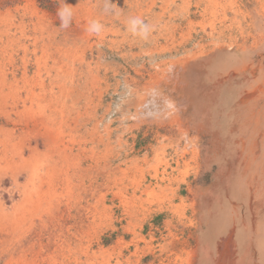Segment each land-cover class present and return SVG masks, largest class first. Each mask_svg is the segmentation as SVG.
Listing matches in <instances>:
<instances>
[{
	"label": "rangeland",
	"instance_id": "obj_1",
	"mask_svg": "<svg viewBox=\"0 0 264 264\" xmlns=\"http://www.w3.org/2000/svg\"><path fill=\"white\" fill-rule=\"evenodd\" d=\"M27 1L0 0V12L19 7L17 18L19 14L24 17V24L18 21L19 24L11 30L12 37L15 35L13 44H7L6 49V38L1 30L3 25L0 23V71L15 68L18 81L22 78V67L25 64V74L29 79H35L37 69L42 67L34 58L41 56L43 47L38 42L37 45L33 44L31 38L34 33L28 23V15L23 11ZM35 1L42 9L56 13L58 0ZM113 1H108L110 12H114L110 7ZM141 1L137 8L126 4L121 6L123 13L127 12L123 15L122 11H118L116 18L124 21L114 24L113 34L103 28L104 31L99 35L88 33L75 45L80 48L91 43L93 55L90 56L87 51L85 57L91 68L95 69H92L95 82L99 81L88 95L89 100L85 99L78 104L82 113L88 104L91 105L90 110L94 108L96 112L93 118L78 129L84 139L80 145L83 148L78 147V143L72 147V142L70 150L74 154L83 149V152L87 151L88 145L90 148L97 140L93 138L102 135L105 145L98 143V151L110 147L112 154H126L124 159L129 161L125 167L131 168L122 183L112 184L107 189L106 217L101 218L103 221L96 218L94 232L91 229V234L99 233L98 244L93 249L105 250L109 264H264V0H221L218 7L210 0H173L172 13L175 16L165 14L160 18L162 12L157 8L154 13L159 18L152 21L146 39L130 31V21L135 16H139L148 25L147 9L152 1ZM163 25L166 28L173 26L168 41L163 38ZM228 44H231L229 49L226 47ZM160 48L163 51L160 52ZM154 49L164 53L157 61L174 62L173 69L167 70V65L163 64L162 72H158L165 79L167 74L171 77V80H166L169 87H163L160 79V88L173 99L174 104L170 107L161 100L156 111L158 118L151 122L150 112L144 111L139 122L127 117L126 84H130L134 77V59H144L146 68L150 62L146 51ZM168 49H171L172 56H168ZM84 83L82 80L81 84ZM28 92L26 88H21L16 101L22 100L19 98L24 101L18 102L16 106L5 96L11 104H4L0 97L3 110L14 119H19L21 124L28 119L21 113L27 108L32 111L36 109ZM183 98L185 106L179 109L178 103ZM129 107L132 109V106ZM29 121L30 137H27L23 127L19 130L23 132L17 136V141L23 137L30 139L36 131L41 133L47 130L43 128L44 120L33 128L34 122L31 119ZM0 122L1 126L5 124L1 116ZM24 133L26 136H23ZM68 138L72 136L63 133L65 145L69 143H66ZM5 154L1 155L0 151V199L5 206L10 207L16 199H20L19 193L12 190L10 178V169L19 158L13 156L14 160L11 161L9 152L5 151ZM113 163L117 164L118 160ZM25 178L24 173L19 174L18 181L22 183ZM118 190L123 193V204L114 196ZM73 193L64 189L56 190L54 202H57L52 212L44 211L41 213L42 218L35 217L31 230H36L43 219L48 220L51 214V222L60 227L61 217L66 216V208L75 201L72 198L76 194ZM41 203L44 204L43 201ZM100 223L104 226L99 227ZM58 226L55 228L64 234L65 227ZM2 234L0 231V238ZM28 245V242H24L20 248L28 249ZM75 246L74 242L70 248ZM20 248H12L11 255L8 251L7 259L9 256L16 258L20 255ZM43 251L37 257V264L45 263L42 262L46 255ZM25 252L26 258L32 259L31 250Z\"/></svg>",
	"mask_w": 264,
	"mask_h": 264
},
{
	"label": "bare ground",
	"instance_id": "obj_2",
	"mask_svg": "<svg viewBox=\"0 0 264 264\" xmlns=\"http://www.w3.org/2000/svg\"><path fill=\"white\" fill-rule=\"evenodd\" d=\"M108 1L109 0H85L84 2H81L80 0H64V3L67 4L66 6L70 8L72 11V22L70 26L66 29L59 26L60 21L57 16V9L60 6H62L59 3V0H58L57 8H55L56 13L42 9L41 7H39V5L36 3L35 0L27 1L25 7L23 8V11H25L26 14L28 15L29 18L28 23L31 24V28L34 33V35H32V38L31 37L29 38L32 39L33 44L37 45L38 42L41 43V46L43 47L42 48L43 53L41 54V56L36 57L34 55L35 56L34 59L36 60V62L41 63L42 67L41 69L39 68L37 69L35 73V79H29V77H27L25 74L27 66L26 64L24 65L22 63L24 66L22 67L23 75L21 74L22 75V78L20 79L21 82L18 81V79H16L15 77L16 76L15 68H13L12 70L9 69V71H0V91H1L0 94H2V96L0 95V97H2L4 104L10 103L8 102L7 99L12 100L11 102L14 104V106H16L18 102H22V100L24 101L23 98H19L22 99L21 101L19 100L16 101L17 100L16 96L18 92L21 90V88L22 89L26 88V91L27 90L29 91L28 92L29 98L33 101L36 107L34 111H32V109L29 110L27 108L26 111L21 113L22 115L27 116L28 118L27 121L21 124L19 123L20 122L19 119H14L10 115V113L3 110L4 107H1L0 104V116L3 117L5 121V124H2V126L0 125L1 126L0 151H1V155L3 154V156L7 155L5 154V151H7V153L9 152V157H10L9 159L11 161L14 160L13 156L19 158L18 162L14 161L16 166L13 163H9V164L10 165L13 164L12 168L10 169V172L12 171L10 173V178L12 179V190L17 191V193H19L18 196H20V199L19 198L18 200L16 199V201L10 207L5 206L4 202L0 199V231L1 233L3 232L0 238V253L2 255L0 258H2L1 259L2 264H37L39 263L37 257L40 253H42L43 249H46L45 251H43L44 253H46V255L44 256L46 258L44 259L43 257L42 262L44 261L46 264H109L107 259V257L109 258V256L105 257V250H102L100 248L98 251H96L93 249V246L95 244H98L97 235L99 233L96 232V234L93 235L91 234V229L92 232H94L93 227L95 225L93 224L96 218L101 219L103 216L104 218L106 217L105 211L107 210V207L105 205L106 202L105 195L106 192L108 191L107 189H110V186L112 184L117 185L122 183V180L124 179L123 177L129 174L128 170H131V168L129 169L128 167H125V163L129 160L126 161L124 159V157L126 156V154L125 156L123 155L124 153L122 155L119 153L112 154L113 150L111 151L110 147H108L107 149L105 147V149L102 152H99L98 149L100 148L98 143L105 145L104 144L105 141L103 140L104 136L101 137L102 135L93 138L95 140L97 138V140L95 141L96 143L89 138L94 143L90 146V148L88 145V148H86L87 151L83 152V150H85L83 149L81 152L79 151L80 153L74 154L73 150H70L71 148L70 144L72 142H73L72 147H74L75 143L76 144L78 143V147L83 148L80 145H82L84 139L83 137H81L80 134L81 132L79 133L78 129L81 126L83 127L88 120L93 118L94 113L96 112L93 110L94 108L90 110L91 105L88 104L85 105L86 106L85 110L82 113L81 109L78 108V104L81 101L83 102V100L85 99L87 100L88 95L91 94V90L95 86V83L99 81L98 80L95 82V76L92 71V69L94 68H91L90 62L85 57L87 51H89L90 56L93 55L92 47H90L91 43L85 44L82 47H80L77 44L80 48L76 47L75 45L76 43H78L79 39L82 40L83 37L89 33L87 29L91 21H98L100 24L103 25V28H106L107 32L109 31L110 34L111 33L113 34L114 30L112 29L115 28L114 24L124 21L122 20V18H120L121 20H118V18H116V16L119 13L118 11L124 10L122 9L121 6H123V4H126V6L128 5L129 7L137 8L141 5L140 3L142 2L141 0H114L113 3L111 2V6H110L112 9H114V12H110ZM150 1H152L151 5H149L148 6L149 9H147L149 26L152 25V21L154 19L159 17L163 18L165 14H168L169 17L175 16L172 13L173 0H150ZM210 1L213 3L214 6L218 7L219 6L218 3L221 0L218 1L210 0ZM256 1L262 2V0H256ZM158 3L160 4V6L158 5ZM226 7L227 6H225V8ZM157 8L160 9L162 12L159 15V17H157V15L154 13V11ZM206 8L208 7L206 6ZM228 8H229V4H228ZM233 9L235 8L233 7ZM18 12H19V7L15 9L13 8V10H6L5 13L0 12V23L2 22L1 24L3 25V28L1 30L5 35L4 38H6V41L3 40L6 42L4 45L5 46L4 49H6L7 44H11V43L13 44V37L15 35L12 37L11 30L15 29V27L19 23L21 25L24 24L23 14L21 15L19 14V18H17ZM121 13L123 15L125 14L123 13V11ZM135 18L139 19L140 17L135 16ZM169 20L172 21V19ZM18 21L20 22L18 23ZM126 24L129 23L126 22ZM164 27H165V31H164L165 37L163 38H165L168 41L173 26L167 28L166 26ZM21 28H23V26H21ZM149 28L151 29L152 26H150ZM1 41L2 40L0 39V43ZM94 46L96 47L97 45ZM161 46L165 47L164 45ZM226 47L227 49H229L231 47V44H228ZM150 51H146V55L150 59V62L148 61L149 65H147L146 68L143 63L144 59L141 60L136 58L134 59V65L132 70L134 72V77L131 78V82H129L130 80L129 81L127 80L130 84H126L128 90L127 117L128 118L132 117L139 122L141 119L140 117L143 116L144 111H148V113L150 112L152 119L151 122L155 121L156 120L155 118H158L156 116V111L159 108V103L161 100L163 102L165 101L166 103H168L169 106L174 104L173 99H171L166 93L162 91L163 89L162 87H161L162 89L160 88V83H161L160 79L163 81V87H165L168 86L166 80H171V77H168L167 74V78L165 79L163 77L164 76L163 74H162L163 78L160 77L158 74V72L159 73L162 72L160 70L162 69L161 67L163 64L167 65L165 69L171 70L173 69L174 62L171 60L164 62L157 61V59H159L161 56H163L162 54H164V53H160L161 51H163V49L161 50V48L159 50L160 52L156 51L155 49L151 52ZM167 53L168 56H172L171 49H168ZM154 56L156 57L154 58ZM95 62L93 63L94 65ZM9 64H11V61L9 62ZM41 71H43L42 76H41ZM129 73H131V71ZM145 76H147L146 80H144ZM82 80L85 82L84 84H81ZM35 87L38 88V90H34ZM4 96L7 99H5ZM231 98H233V96ZM184 100L185 99L183 98L182 101L178 103L179 109L184 108L185 106ZM230 100L232 101V99ZM20 105L22 104L20 103ZM123 105H125V103ZM129 106H132L133 110ZM121 107L122 106H120V108ZM166 108L167 107H165L163 110H165ZM30 119L31 121L34 122L32 128L38 126L39 121L44 120L43 128L47 130L46 131L44 130V132L42 131L41 133H38V131H36L37 133H35L34 135L32 134L33 136L30 139L27 138L30 137V134L28 132L30 126L29 123L27 124V122ZM157 121L159 120L157 119ZM23 127H25L23 130H25L28 135L26 139L23 137L21 138L22 140L17 141L16 140L17 136H21L23 132V131L19 132V130ZM63 133H67L72 136V138L66 139V143L69 142L66 145L63 140ZM87 134L88 133H85V135ZM23 136H26L25 133ZM109 145H111V143ZM115 160H118L117 164L113 163V161ZM138 161L140 162V159ZM129 163H131V161ZM70 169L72 170L71 173L69 172ZM73 169H76V171ZM23 173L26 178L24 182L20 183L18 181V176L19 174H23ZM117 173L119 175H116ZM75 177L77 178L76 182L74 181ZM58 189H64L65 191L68 192L74 191L76 196H78V198L76 196L75 198H72L75 199V201L72 200L73 201L72 204L66 208V214H65L66 216L61 217L62 220L60 223V227L57 224L54 225V223L51 222L50 218L53 217V215L51 214V217L49 216L50 218L47 217V219L49 218L48 220L43 219V222L39 224L36 230H31V226L35 222L34 221L35 217L42 218L41 213L44 211L52 212L51 209L53 208V205H55L54 203L57 202V201L54 202V196L56 197V190ZM114 196L115 198L117 197L119 201L122 202L123 204V198L121 197L123 196V193L120 190H118ZM90 197L92 198L91 202H90ZM42 201L44 202L45 205L41 203ZM58 212H60V210ZM103 220L101 219V221ZM102 225L103 224L100 223L98 226L102 227ZM55 226H58L59 228L65 227L66 229V232L64 233L65 236L62 233V230L61 231H59V229L57 230ZM34 228L36 227L34 226ZM70 229H72L71 232H69ZM24 242H28L29 244L28 249L25 250L27 252L31 250V252L33 253L32 259L30 260L29 258H26L27 256L25 254L26 253L25 250L20 248L21 245L23 247ZM74 242L76 246L74 248L72 247L70 248V245H72V243ZM99 247L100 246H98V248ZM12 248L13 250H17L18 248H20L21 254L18 255L16 258L9 256V258L7 259L8 251L9 253L11 252L10 255L12 254ZM36 248L38 249L35 250Z\"/></svg>",
	"mask_w": 264,
	"mask_h": 264
},
{
	"label": "clouds",
	"instance_id": "obj_3",
	"mask_svg": "<svg viewBox=\"0 0 264 264\" xmlns=\"http://www.w3.org/2000/svg\"><path fill=\"white\" fill-rule=\"evenodd\" d=\"M59 3L62 5L57 9V16L60 21V27L68 28L72 22V11L68 8L64 0H59ZM103 29V25L98 21H91L87 31L89 34L99 35ZM130 31L134 35H139L142 38H147L149 32V26L145 24L142 20L134 18L130 21Z\"/></svg>",
	"mask_w": 264,
	"mask_h": 264
}]
</instances>
